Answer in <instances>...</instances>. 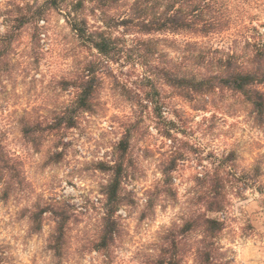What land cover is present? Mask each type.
I'll list each match as a JSON object with an SVG mask.
<instances>
[{"label": "clouds", "instance_id": "obj_1", "mask_svg": "<svg viewBox=\"0 0 264 264\" xmlns=\"http://www.w3.org/2000/svg\"><path fill=\"white\" fill-rule=\"evenodd\" d=\"M0 264H264V0H0Z\"/></svg>", "mask_w": 264, "mask_h": 264}]
</instances>
